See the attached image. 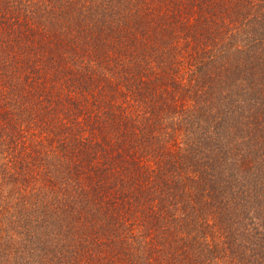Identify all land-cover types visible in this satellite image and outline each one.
Instances as JSON below:
<instances>
[{
    "label": "trees",
    "instance_id": "16d2710c",
    "mask_svg": "<svg viewBox=\"0 0 264 264\" xmlns=\"http://www.w3.org/2000/svg\"><path fill=\"white\" fill-rule=\"evenodd\" d=\"M0 264H264V0H0Z\"/></svg>",
    "mask_w": 264,
    "mask_h": 264
}]
</instances>
